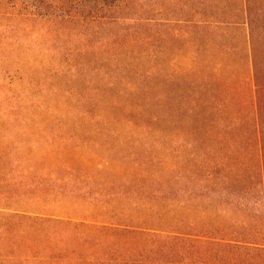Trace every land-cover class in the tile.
<instances>
[{"label":"rangeland","instance_id":"1","mask_svg":"<svg viewBox=\"0 0 264 264\" xmlns=\"http://www.w3.org/2000/svg\"><path fill=\"white\" fill-rule=\"evenodd\" d=\"M30 4L38 23H16V48L0 50V154H8L0 166L10 187L28 184L26 169L40 175L35 186L89 183L115 194L111 208L135 214L150 206L145 196L226 176L235 157L254 165L264 133V0ZM72 174L85 182L65 179ZM43 196L37 189L8 204L26 214L66 201ZM74 202L59 209L75 213ZM28 229L2 218L0 264H91L81 253L108 264L94 232L83 234L87 246L49 226L50 241L31 242Z\"/></svg>","mask_w":264,"mask_h":264},{"label":"trees","instance_id":"2","mask_svg":"<svg viewBox=\"0 0 264 264\" xmlns=\"http://www.w3.org/2000/svg\"><path fill=\"white\" fill-rule=\"evenodd\" d=\"M112 1L115 5L131 2ZM30 6V0H0V19L4 22L0 24V50L16 48L20 31L16 23H38L41 16L30 12ZM256 143L253 166H245L235 157L226 176L199 175L189 186L179 183L174 189L178 196H168L169 191L167 195L145 196L149 200L144 205L150 206L135 214L117 212L110 207L115 194L93 191L87 182L83 187L62 190L45 187L41 182L35 186L40 175L25 169L20 177L28 184L10 187L13 176L0 166V222L6 218L9 223L26 225L34 233L29 237L31 242L53 238L44 230L46 226L71 230L75 232L72 237L87 246L90 239L83 234L94 232L105 242L104 262L108 264H264V133L256 134ZM0 155L8 156L4 152ZM72 176L75 182H85L81 174L67 178L60 175L57 179L71 180ZM37 189L43 197L62 196L66 201L56 203L52 209L26 214L8 204ZM72 201L75 213L59 209L60 204ZM208 202L219 205L209 209ZM223 213L228 214L227 222L220 220ZM89 255L81 253L77 259L98 262Z\"/></svg>","mask_w":264,"mask_h":264}]
</instances>
